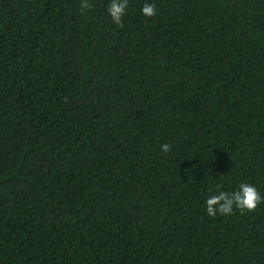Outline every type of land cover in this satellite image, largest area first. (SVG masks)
I'll return each mask as SVG.
<instances>
[{
	"label": "trees",
	"instance_id": "1",
	"mask_svg": "<svg viewBox=\"0 0 264 264\" xmlns=\"http://www.w3.org/2000/svg\"><path fill=\"white\" fill-rule=\"evenodd\" d=\"M80 2L0 0V264H264V0Z\"/></svg>",
	"mask_w": 264,
	"mask_h": 264
},
{
	"label": "clouds",
	"instance_id": "2",
	"mask_svg": "<svg viewBox=\"0 0 264 264\" xmlns=\"http://www.w3.org/2000/svg\"><path fill=\"white\" fill-rule=\"evenodd\" d=\"M129 6V0H111L107 7V12L111 17L112 22L118 27H123V17ZM80 9L82 11H90L93 5L89 0H81ZM141 12L146 17H154L156 15V6L153 3L145 2L141 8ZM171 150L169 144L161 145V151L167 154ZM217 185L216 188H221ZM264 201L256 187L252 184L241 183L237 190L231 193L225 191H218L215 195H210L206 203V211L209 216H216L219 213L222 216H229L233 214V210L239 209L241 211L252 212L257 206Z\"/></svg>",
	"mask_w": 264,
	"mask_h": 264
}]
</instances>
